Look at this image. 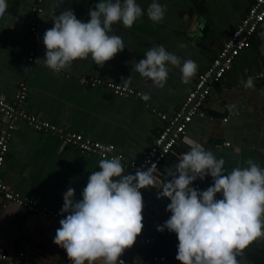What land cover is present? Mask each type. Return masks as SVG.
<instances>
[{
  "label": "crops",
  "instance_id": "0c3cea01",
  "mask_svg": "<svg viewBox=\"0 0 264 264\" xmlns=\"http://www.w3.org/2000/svg\"><path fill=\"white\" fill-rule=\"evenodd\" d=\"M151 2L137 0L144 15L131 27L120 23L112 26V32L120 35L126 46L103 66L86 58L54 72L40 61L46 51L43 34L53 26V16L70 8L78 19L87 21L89 9L95 8L98 0H42L43 12L38 19L33 12L35 0H6L8 13L0 21V96L13 101L19 84L24 83L27 99L23 110L66 132L114 145L125 161L141 160L162 128L161 115L170 117L182 106L198 75L239 26L253 0H159L165 7V15L159 22L147 17L146 9ZM33 22L38 32L31 31ZM158 44L176 54L181 63L185 59L196 62L197 70L188 82L181 80L179 65L168 64L163 86H156L134 70V62ZM31 52L35 53L36 63L29 62ZM261 72H264V23L215 86L203 114L196 116L187 129V137L225 160L226 172L246 166L248 159L264 167V83L244 86L248 77ZM83 77L122 84L139 92L141 97L122 98L105 86L87 87L80 81ZM3 127L0 116V133ZM189 147L181 139L161 164L154 177L155 184L143 189L144 226L134 244L124 250L127 264H150L154 256H166L171 263L181 264L176 259L178 240L174 232L151 244L139 240L159 236L157 225L171 215L166 207L170 201L158 196L159 187L171 178L178 158ZM100 159L20 122L0 167V180L14 194L35 200L62 218L66 215L60 211L63 193L71 187L75 190L74 198L80 199L88 176L99 170ZM123 168L128 174L124 165ZM195 183L206 189L213 178H198L193 186ZM220 196L217 193V198ZM58 227L26 207L6 201L0 194V256H6L0 264H71L65 250L53 242ZM237 260L239 264H262L264 235L250 242Z\"/></svg>",
  "mask_w": 264,
  "mask_h": 264
},
{
  "label": "clouds",
  "instance_id": "9594fccd",
  "mask_svg": "<svg viewBox=\"0 0 264 264\" xmlns=\"http://www.w3.org/2000/svg\"><path fill=\"white\" fill-rule=\"evenodd\" d=\"M7 13L6 0H0V21ZM146 14L159 22L165 7L152 0ZM142 15L137 0H98L95 8L89 9L87 21L78 19L70 8L55 14L53 26L43 34L46 51L40 61L54 72L86 58L103 66L126 46L112 26L131 27ZM168 64L179 65L185 83L197 70L195 61L181 63L162 44L148 48L143 58L134 62V70L163 86ZM252 84L248 77L244 86ZM184 142L189 150L180 155L171 178L159 187L158 196L170 201L166 207L171 215L157 230L176 234V259L181 264H239L237 255L264 235V167L248 159L246 166L226 172L222 157L187 136ZM98 164L99 170L88 176L80 199L74 198L71 187L63 193L60 211L66 215L59 221L53 242L65 250L71 264H117L144 226L141 189L156 182L150 168L125 174L118 155L102 158ZM206 175L213 178L212 184L203 190L193 186Z\"/></svg>",
  "mask_w": 264,
  "mask_h": 264
},
{
  "label": "built area",
  "instance_id": "2783aa9c",
  "mask_svg": "<svg viewBox=\"0 0 264 264\" xmlns=\"http://www.w3.org/2000/svg\"><path fill=\"white\" fill-rule=\"evenodd\" d=\"M35 1L36 4L33 7V12L35 13V18L38 19L43 12L40 7L42 0ZM263 23L264 0H253L239 26L218 50L209 66L198 75L192 91L189 93L182 106L170 117L167 115H161L163 123L162 128L144 158L139 161H125L123 154L115 151L114 145L92 141L84 138L81 134L66 132L64 129H59L51 125L50 122L44 120L40 116L23 110L22 107L27 99V86L24 83L19 84L18 91L13 101H8L3 96H0V116L2 117L4 124L3 130L0 133V167L3 166L9 153L17 125L22 122L28 124L37 132L50 133L57 136L64 143L75 146L83 153L96 154L101 158H111L118 155L121 158L122 165L127 168L129 173H134L137 169L146 170L150 168L152 175L155 177L156 174L159 173L161 164L166 157L172 152L178 142L186 136L187 129L193 119L196 116L203 114L204 105L210 97L213 89L222 81L227 72L231 70L236 59L248 47L251 38ZM31 31L38 32L37 24L35 22L32 24ZM29 62H37L34 52H31ZM251 78L253 80L251 86L257 83H264V72L251 76ZM80 81L83 85L90 88L105 86L118 97H141V94L134 89L115 82H104L95 77H83ZM205 177H207V175ZM194 187L203 190L200 183H195ZM143 189L144 188L141 189V192ZM0 194L6 201L24 206L43 219L60 225L59 221L61 217L58 213L41 206L35 200L19 197L1 180ZM171 234H173V232L165 229L160 232L159 236L141 238L139 241L141 243L151 244L161 236ZM23 255L24 253L20 252L19 256L23 257ZM120 259L121 260H118L117 264H127L124 252L121 254ZM1 260H6V256L1 255L0 261ZM150 264L173 263H171L166 256H154ZM262 264H264V262Z\"/></svg>",
  "mask_w": 264,
  "mask_h": 264
},
{
  "label": "trees",
  "instance_id": "16d2710c",
  "mask_svg": "<svg viewBox=\"0 0 264 264\" xmlns=\"http://www.w3.org/2000/svg\"><path fill=\"white\" fill-rule=\"evenodd\" d=\"M171 235H172V234H171ZM171 235H169V237H170Z\"/></svg>",
  "mask_w": 264,
  "mask_h": 264
}]
</instances>
